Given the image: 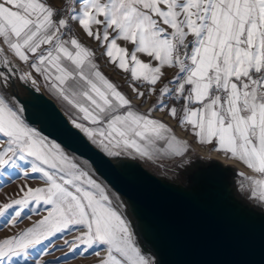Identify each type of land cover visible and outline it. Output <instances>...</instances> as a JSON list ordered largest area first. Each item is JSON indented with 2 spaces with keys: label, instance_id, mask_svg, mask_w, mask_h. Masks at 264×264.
<instances>
[{
  "label": "snow or ice",
  "instance_id": "1",
  "mask_svg": "<svg viewBox=\"0 0 264 264\" xmlns=\"http://www.w3.org/2000/svg\"><path fill=\"white\" fill-rule=\"evenodd\" d=\"M98 50L129 93L96 62ZM40 79L107 156L183 159L207 148L258 174L247 179L264 202V0H0V178L42 181L0 201L4 228L40 217L0 237V264H157L75 150L42 135L7 95L17 84L39 90ZM56 251L64 256L45 259Z\"/></svg>",
  "mask_w": 264,
  "mask_h": 264
},
{
  "label": "water",
  "instance_id": "2",
  "mask_svg": "<svg viewBox=\"0 0 264 264\" xmlns=\"http://www.w3.org/2000/svg\"><path fill=\"white\" fill-rule=\"evenodd\" d=\"M7 95L18 97L42 135L75 150L77 162L116 197L137 244L157 264H264V202L253 198L249 174L233 163L193 149L183 159L110 157L72 128L40 88L17 84ZM246 188L252 201L243 198Z\"/></svg>",
  "mask_w": 264,
  "mask_h": 264
},
{
  "label": "rangeland",
  "instance_id": "3",
  "mask_svg": "<svg viewBox=\"0 0 264 264\" xmlns=\"http://www.w3.org/2000/svg\"><path fill=\"white\" fill-rule=\"evenodd\" d=\"M56 6L58 8L62 7L63 6V0H56ZM77 34L81 35L80 33H77ZM84 42L86 44H89V46L95 47L94 44H90V42H88L87 40H85ZM97 56L99 58V50L97 51ZM99 60L101 61V62H99V65L101 66V68L106 73H109L110 75H114V73L115 74H120L118 72L119 70L115 69L114 66H111V65L107 64L106 59L99 58ZM124 76H125V74H124ZM127 83H128L127 80L126 81L123 80V84L126 85ZM126 89L129 90L128 88H126ZM158 114L159 113H157V115ZM64 115L66 116V114H64ZM155 115H156V113H155ZM157 115H156V117L160 118V116L159 115L157 116ZM166 122H169V121H166ZM176 135L178 136V138L180 137V138L188 139L187 135H185L184 133L181 134V133L176 132ZM192 149L195 150L196 152H198L202 156H209V155H205L204 152L201 151L202 149H206V148H200V147H196L194 145L192 147ZM24 166L27 167V165H24ZM236 166L239 167L238 165H236ZM241 170H243V169H241ZM244 172H246V171L244 170ZM246 173H248V172H246ZM248 174H249V177H251V178H257L254 174H250V173H248ZM93 178L98 183L102 184L106 188L110 198L113 200V206L114 207H118V206L120 207L119 203L117 202L116 197L113 196V194H111V192L108 190V188L98 178H96L95 176H93ZM22 184H28V185H30L32 187H36V186H42V181L39 179L38 175H30L27 180H24L22 178L17 177L14 182L11 181V180H8L7 177L0 178V201H5L8 197H15L20 185H22ZM242 195H243L244 199L248 200L247 202L252 201L251 199H249V191H248L247 188L245 189V194H242ZM242 201H244V200L242 199ZM40 212H41V214H45L46 215V213H44L43 208H41ZM28 216H30L31 219L27 218ZM39 218L40 217L37 214H35V213H26V218L23 220V222L17 228H4L3 224L0 223V237H3V236H9L10 237V236L18 233L22 229L30 227L33 224V222L35 220L39 219ZM71 238H72L71 236H68V239H71ZM61 243H62V240H58L57 241V246H59V244H61ZM149 253H151V252H149ZM33 254H35V252ZM62 256H64L63 252L56 251L54 256H48L45 259L53 260V259H55L57 257H62ZM97 259L98 258L95 257V256L89 257L88 259L69 258L67 264H97Z\"/></svg>",
  "mask_w": 264,
  "mask_h": 264
},
{
  "label": "crops",
  "instance_id": "4",
  "mask_svg": "<svg viewBox=\"0 0 264 264\" xmlns=\"http://www.w3.org/2000/svg\"><path fill=\"white\" fill-rule=\"evenodd\" d=\"M6 51H7V50H6ZM7 54H8V56L12 59L11 54H10V53H7ZM14 61H15V60H14ZM96 62L99 64V62H101V61L99 60V58H97V61H96ZM24 67L26 68V66H24ZM102 70H103V69H102ZM103 71H104V70H103ZM104 72H105V71H104ZM118 72H119L120 74H115V73H114V75H110L109 73H106V72H105V74H106V75H107V76H108L113 82H115V83L121 88V90H123V91L126 92V93H129V90L126 89V88H128V87H127V84H126V85L123 84V80L126 81V78H125L124 74H123L122 72H120V71H118ZM39 85H40V89L42 90V92H43L47 97H49L51 100H53V101L55 102V104L58 106V108H59L64 114H66V116L68 117V119L70 120V122H71L72 119L76 118V116L78 115V113H76V111H75L74 109H72L70 106H68L64 101H62L61 99H59V97H58L57 95H55L53 92L49 91L48 88L44 87V86H43V85H44V82H43L42 79L39 80ZM138 108H139L140 111H146V110H147V106H146V105H145L144 107H139V106H138ZM154 118H159V117H156V115L154 114ZM169 123L171 124L170 126L173 127L175 133H176V132L181 133V134L184 133L185 135L188 136V139H189V141L191 142V137H190V134H189V133H185L183 130H181V129H177L174 123H171L170 121H169ZM177 135H178V134H177ZM178 136H179V135H178ZM179 138H180V137H179ZM180 139H184V138H180ZM193 146H194V145H193ZM196 147H197V146H196ZM206 149H207V148H206ZM216 154H217V153H216ZM218 155H219V154H218ZM219 156H220V157H223V156H221V155H219ZM223 158H224V157H223ZM229 161H232V162L237 163L238 165L241 166V167L239 166L240 168H243L244 170H246V172H248V173H250V174H254V175L257 177V179L260 178L258 174L251 172L250 170L246 169L243 165L239 164L238 162L233 161V160H229Z\"/></svg>",
  "mask_w": 264,
  "mask_h": 264
},
{
  "label": "bare ground",
  "instance_id": "5",
  "mask_svg": "<svg viewBox=\"0 0 264 264\" xmlns=\"http://www.w3.org/2000/svg\"><path fill=\"white\" fill-rule=\"evenodd\" d=\"M57 106V105H56ZM58 107V106H57ZM156 115H157V113H156ZM159 116H160V114H158ZM157 115V116H158ZM172 123V122H171ZM187 138H188V136H187ZM202 152H204V154L205 155H209V156H211V157H214V158H217V159H220L221 161H223L224 163H230V164H235V165H238L237 163H235V162H232V161H229V160H227V159H225V158H223V157H220L218 154H216V153H214V152H209L207 149H202L201 150ZM238 166H240V165H238ZM241 167V166H240ZM241 169H243V168H241ZM243 171H244V169H243ZM246 171V170H245Z\"/></svg>",
  "mask_w": 264,
  "mask_h": 264
}]
</instances>
